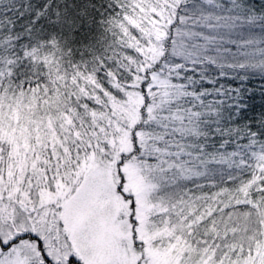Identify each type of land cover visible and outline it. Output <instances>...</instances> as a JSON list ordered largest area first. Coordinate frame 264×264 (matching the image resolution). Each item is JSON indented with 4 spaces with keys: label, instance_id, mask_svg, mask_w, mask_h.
I'll use <instances>...</instances> for the list:
<instances>
[{
    "label": "snow or ice",
    "instance_id": "6c2138e0",
    "mask_svg": "<svg viewBox=\"0 0 264 264\" xmlns=\"http://www.w3.org/2000/svg\"><path fill=\"white\" fill-rule=\"evenodd\" d=\"M0 264H264V0H0Z\"/></svg>",
    "mask_w": 264,
    "mask_h": 264
}]
</instances>
